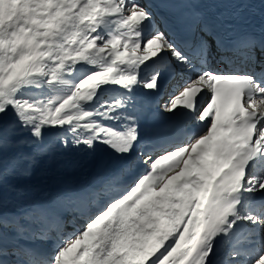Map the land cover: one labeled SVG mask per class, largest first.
Segmentation results:
<instances>
[{"label": "snow or ice", "instance_id": "6c2138e0", "mask_svg": "<svg viewBox=\"0 0 264 264\" xmlns=\"http://www.w3.org/2000/svg\"><path fill=\"white\" fill-rule=\"evenodd\" d=\"M159 4L0 0V264H264V28L248 0Z\"/></svg>", "mask_w": 264, "mask_h": 264}, {"label": "bare ground", "instance_id": "6f19581e", "mask_svg": "<svg viewBox=\"0 0 264 264\" xmlns=\"http://www.w3.org/2000/svg\"><path fill=\"white\" fill-rule=\"evenodd\" d=\"M104 159L101 148L96 152L88 151H57L45 157L35 176L28 183L32 186L46 184L56 186L63 182H75L85 179Z\"/></svg>", "mask_w": 264, "mask_h": 264}, {"label": "rangeland", "instance_id": "374dc122", "mask_svg": "<svg viewBox=\"0 0 264 264\" xmlns=\"http://www.w3.org/2000/svg\"><path fill=\"white\" fill-rule=\"evenodd\" d=\"M38 169H39V168H38ZM34 176H35V175H34ZM34 176H33V177H34ZM33 177H32L31 179H33ZM28 182H29V181H28Z\"/></svg>", "mask_w": 264, "mask_h": 264}]
</instances>
